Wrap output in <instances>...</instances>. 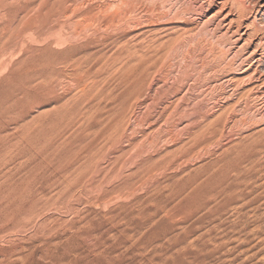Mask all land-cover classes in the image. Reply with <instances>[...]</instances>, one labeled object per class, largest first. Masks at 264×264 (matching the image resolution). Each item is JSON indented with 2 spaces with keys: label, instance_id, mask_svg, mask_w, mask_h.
<instances>
[{
  "label": "rangeland",
  "instance_id": "obj_1",
  "mask_svg": "<svg viewBox=\"0 0 264 264\" xmlns=\"http://www.w3.org/2000/svg\"><path fill=\"white\" fill-rule=\"evenodd\" d=\"M249 5L0 0V264H264Z\"/></svg>",
  "mask_w": 264,
  "mask_h": 264
},
{
  "label": "bare ground",
  "instance_id": "obj_2",
  "mask_svg": "<svg viewBox=\"0 0 264 264\" xmlns=\"http://www.w3.org/2000/svg\"><path fill=\"white\" fill-rule=\"evenodd\" d=\"M239 1V0H238ZM242 4H244V6H246L247 4H251L252 7H250L249 5V9L247 12L248 16H253L252 18L256 19V17L258 15L264 14V2H262V0H240ZM214 2V1H213ZM208 3V2H207ZM223 3V2H222ZM222 3H220L222 5ZM226 3V2H225ZM240 3V2H239ZM76 4V3H75ZM88 4V3H87ZM206 4V3H205ZM210 4V3H208ZM228 4V2H227ZM236 5V3H233ZM246 4V5H245ZM108 5V4H107ZM220 8V7H219ZM222 9V8H221ZM220 9V10H221ZM224 9V8H223ZM228 10V9H226ZM233 10V8H232ZM237 10V9H236ZM242 10V9H241ZM216 11V10H215ZM238 11V10H237ZM78 12V11H77ZM235 12V11H234ZM239 12V11H238ZM216 13V12H215ZM220 13V12H219ZM211 14V13H210ZM214 14V13H213ZM212 14V15H213ZM211 15V18L213 17ZM246 15V14H245ZM244 15V16H245ZM230 18V17H229ZM242 18V17H241ZM251 18V17H250ZM260 19V18H259ZM214 20V19H213ZM236 22V21H235ZM204 23V22H203ZM237 23V22H236ZM242 24V22H240ZM247 24V23H246ZM255 24V23H254ZM240 25V24H239ZM251 25V24H250ZM256 25V24H255ZM258 25V24H257ZM259 25L261 27H264V22H260ZM246 27V26H245ZM249 27V26H248ZM252 27V26H251ZM250 27V28H251ZM259 27V26H258ZM243 28V27H242ZM248 28V29H250ZM238 29V28H237ZM260 32V30H258ZM248 33V32H247ZM245 34V32H244ZM247 37V36H246ZM251 38V37H250ZM247 40V39H246ZM254 40L256 41V43H259L260 45H262V47H264V32L259 33L258 35H255ZM240 47V46H239ZM255 49V48H254ZM261 49V48H260ZM264 49V48H263ZM253 51V50H252ZM251 54V53H250Z\"/></svg>",
  "mask_w": 264,
  "mask_h": 264
}]
</instances>
